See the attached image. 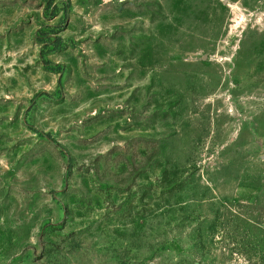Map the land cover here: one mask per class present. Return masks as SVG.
Instances as JSON below:
<instances>
[{
    "label": "rangeland",
    "instance_id": "374dc122",
    "mask_svg": "<svg viewBox=\"0 0 264 264\" xmlns=\"http://www.w3.org/2000/svg\"><path fill=\"white\" fill-rule=\"evenodd\" d=\"M0 264H264V0H0Z\"/></svg>",
    "mask_w": 264,
    "mask_h": 264
}]
</instances>
